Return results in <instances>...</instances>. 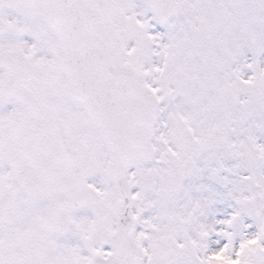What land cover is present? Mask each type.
I'll return each instance as SVG.
<instances>
[{
    "label": "snow or ice",
    "instance_id": "obj_1",
    "mask_svg": "<svg viewBox=\"0 0 264 264\" xmlns=\"http://www.w3.org/2000/svg\"><path fill=\"white\" fill-rule=\"evenodd\" d=\"M0 264H264V0H0Z\"/></svg>",
    "mask_w": 264,
    "mask_h": 264
},
{
    "label": "rangeland",
    "instance_id": "obj_2",
    "mask_svg": "<svg viewBox=\"0 0 264 264\" xmlns=\"http://www.w3.org/2000/svg\"><path fill=\"white\" fill-rule=\"evenodd\" d=\"M6 13H8V14H10V15L13 14V13H11L10 10L6 11ZM26 39H30V38H27V37H26ZM214 187H215L217 190H222V189L220 188V186H218V185H216V186H214ZM213 211L215 212L216 218H223L224 215L226 214V212L231 211V209H230V207H229V202L224 201V202L218 203L217 205H215ZM211 218H212V217L210 216V219H211ZM69 242H74V241H69Z\"/></svg>",
    "mask_w": 264,
    "mask_h": 264
},
{
    "label": "flooded vegetation",
    "instance_id": "obj_3",
    "mask_svg": "<svg viewBox=\"0 0 264 264\" xmlns=\"http://www.w3.org/2000/svg\"><path fill=\"white\" fill-rule=\"evenodd\" d=\"M6 12V11H5Z\"/></svg>",
    "mask_w": 264,
    "mask_h": 264
}]
</instances>
